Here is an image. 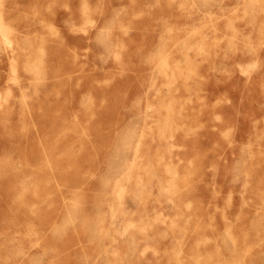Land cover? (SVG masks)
<instances>
[{"label":"rangeland","instance_id":"obj_1","mask_svg":"<svg viewBox=\"0 0 264 264\" xmlns=\"http://www.w3.org/2000/svg\"><path fill=\"white\" fill-rule=\"evenodd\" d=\"M0 264H264V0H0Z\"/></svg>","mask_w":264,"mask_h":264}]
</instances>
